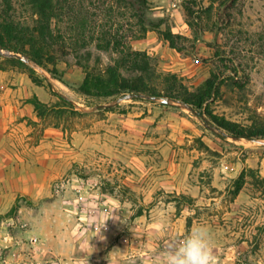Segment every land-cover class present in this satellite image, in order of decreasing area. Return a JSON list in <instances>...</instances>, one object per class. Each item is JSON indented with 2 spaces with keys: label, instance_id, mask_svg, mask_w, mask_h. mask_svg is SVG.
Here are the masks:
<instances>
[{
  "label": "crops",
  "instance_id": "0c3cea01",
  "mask_svg": "<svg viewBox=\"0 0 264 264\" xmlns=\"http://www.w3.org/2000/svg\"><path fill=\"white\" fill-rule=\"evenodd\" d=\"M130 46L158 59L172 74L190 78L203 73L200 54L180 55L154 31H148L143 39L131 41ZM4 58H0V218L20 198L34 202L50 196L52 183L65 175L69 181L73 180L72 169L78 164L96 168L112 179L118 180L123 174L122 183L139 195L137 203L149 205L137 214L129 207V215H123L125 205L134 203L132 197L107 195L89 187L80 190L79 196L68 200L64 197L71 205L65 217L79 220V226L69 228L66 235L49 229L51 233L46 237L51 240L52 255L48 259L46 254L41 255L34 264H121L119 253L127 251L138 254L136 264H165L163 255L185 233L188 219L193 221L186 228L188 233L198 223L210 225L214 238L213 264L225 262L220 253L228 257L237 250L229 240L227 244L216 241L220 232L215 222L218 215L197 213L192 217L189 208L186 213L172 209L177 196L190 198L197 210L212 207L216 197H223L224 192L220 194V191L226 186L223 180L228 178L229 167L216 165L200 147L202 143L216 152L217 143L212 138L215 131L206 128L181 106L155 102L143 105L140 112L136 107L124 113L84 112L81 118L86 121L71 133L63 130L62 125L42 128L30 100L35 97L47 105L55 103L58 100L55 83L45 77L46 81L35 84L26 70L9 66ZM201 79L191 86L196 88L205 80ZM241 164L237 175L246 161ZM204 170L210 171V181H203ZM85 180L89 183L90 178ZM240 195L241 191L233 202ZM51 198L54 205L62 200ZM228 214L224 213L221 219H226L223 216ZM125 218L130 222L128 229L121 226ZM236 231L239 230L232 228L225 232L234 235ZM33 233L43 236L36 226ZM101 260L106 261L100 263ZM12 262L6 258L0 264Z\"/></svg>",
  "mask_w": 264,
  "mask_h": 264
},
{
  "label": "rangeland",
  "instance_id": "374dc122",
  "mask_svg": "<svg viewBox=\"0 0 264 264\" xmlns=\"http://www.w3.org/2000/svg\"><path fill=\"white\" fill-rule=\"evenodd\" d=\"M4 1L6 0H0V14L5 9ZM120 1L122 0H72L76 6H81L89 15L93 14L94 16L91 17L96 24L106 23L112 27L113 25H123L124 31L122 33L126 36L129 35V29H134L135 19L129 17L132 12L126 8V4ZM230 1L149 0L147 15L155 22L161 21L159 27L161 30L169 27L172 33L185 37L186 41L179 43L182 48L180 55L193 57L200 54L199 58L204 67L203 73L195 74L190 78L175 75L191 91L200 87L207 78L212 77L217 90L211 93L210 99L206 103L208 112L244 127H264V0H234L233 6L225 11L224 6ZM9 2L11 8L7 14L15 22L21 26L34 24L35 15L24 0H9ZM111 2L115 3L111 4ZM118 2L121 3V6ZM187 7L192 11V14L186 12ZM216 15H220L218 20ZM186 20L191 26L187 24ZM215 22L216 24L212 28V23ZM130 25L133 28H130ZM131 41L133 40L129 42ZM53 47L55 48V46ZM196 49L199 50L194 52ZM0 50L8 52L3 49ZM64 51L65 54H60V52L56 54L54 66H48L50 70L55 69L59 79L52 77L42 68L33 69L38 74L49 77L56 85L57 95L65 96L74 110L82 113V115L70 116L68 111L63 110L67 112V115H61L59 118L55 116L47 118L46 122L58 123L59 126L62 125L63 130L66 129L68 133H71L80 127L82 122L86 121V119L82 120L81 118L84 113L82 110L100 104H114L122 95L113 98H95L86 97L77 90L84 76L83 72L75 67L77 61L82 64L85 63V58L89 53V64L92 65L95 58L99 57L100 66L103 68L111 64L115 57L111 51L97 50L95 43L78 49L76 54ZM76 56L78 59L75 58ZM150 59L151 65L157 73L161 75L170 73L165 70L158 59L153 56H150ZM201 78L205 80L193 88L192 83H196ZM141 99L143 100H125L118 105H113L112 108L126 112V109L136 107L140 112L144 107L143 105L147 103H160L158 100ZM101 111H106V109L94 111V113H102ZM186 112L189 111L186 110ZM193 115L206 128L218 133L216 128L206 124L210 121L208 116L201 114L202 118H200L197 114ZM202 119L206 122H203ZM39 123L41 126L44 124V122ZM212 138L217 143L216 153L218 156L208 153L205 155L211 157V161L216 165L229 167L227 169L228 178L223 180L226 186L225 188L222 187L220 191V194L224 192L223 197H216L217 201L214 206L197 210L189 201L190 198L177 196L173 199L176 203L172 205V209L183 210L186 213L189 208L193 213L192 217L197 213L218 215L215 222L220 232L216 236V241L220 244H227L229 240L230 243L237 246V250L230 253L228 257L224 253H220L225 260L220 264H264V145L254 142L264 141V139L248 141L242 138L234 140L230 136L221 137L219 135L212 136ZM243 160L246 161V164L242 170H245V175L240 190L241 195L233 202L236 197L231 196V191L234 181L239 176L237 173L242 168L241 161ZM232 167L235 169L231 171ZM249 169L252 170L251 173L248 172ZM72 171L73 180L69 181V177L65 175L52 183L50 196L34 202L20 198L0 218V244L5 245L0 246V262L9 258L13 264H34L40 261L43 257L41 255L46 254L45 259L50 258L53 247L51 240L46 237L51 233L48 230L52 229L57 234L65 232L64 235H66L69 228L74 226L76 229L79 226V220L67 219L64 213L71 207L67 201L69 197L79 196V191L86 190L87 187L99 189L107 195L132 197L134 203L130 202V204L125 205L126 208L122 210L123 215H129L127 211L129 207H132L134 214H137L147 210L149 206L137 203L139 195L122 183L123 174H120L118 180L112 179L111 175L108 176L107 173L104 174L98 172L96 168H86L80 164L76 165ZM202 176L204 182L210 181V171L204 170ZM86 178H90L89 183L85 180ZM71 191H74L75 196L70 194ZM51 197H61L62 200L61 202L57 201V205H54L50 203L53 199ZM64 197H68L66 201L63 200ZM226 212L229 214L223 217L227 218L221 219ZM40 214L41 218L39 217ZM88 222L91 223L92 221ZM192 224L193 221L188 219L185 233H182L180 239L173 240L175 244L188 234L186 228L191 227ZM34 226L39 227L43 236L33 233ZM121 226L124 229L130 228V222L127 218L121 221ZM232 228L239 231H236L237 233L234 235L226 234V229ZM41 251L44 254H39L43 253ZM134 255L135 252H121L118 259L121 260V264H128L129 262L136 264L139 256L138 254ZM164 258L162 257V260ZM102 261L106 260H101L100 263Z\"/></svg>",
  "mask_w": 264,
  "mask_h": 264
},
{
  "label": "trees",
  "instance_id": "16d2710c",
  "mask_svg": "<svg viewBox=\"0 0 264 264\" xmlns=\"http://www.w3.org/2000/svg\"><path fill=\"white\" fill-rule=\"evenodd\" d=\"M24 1L35 15L34 24L32 26H21L18 22H15L7 14L11 8L9 0L4 1L5 9L0 14V49L29 59L37 67L59 79L54 68L48 69L49 65H55L56 54L59 52L65 54L64 50L76 54L78 49L95 43L97 50L111 51L115 57L112 59L111 64L103 68L100 66L101 60L99 57L95 58L92 65L89 64V53H87L85 63L82 64L77 61L75 67L81 70L84 75L77 88L80 94L95 98H113L130 93L158 99L170 98L191 106L197 114L208 116L210 123L207 122L206 124L216 128L220 133H215L216 135L221 137L230 136L237 139L243 138L248 141L264 139V127H244L223 117L215 116L206 110V103L210 99L211 93L217 90L214 80L211 79L212 77L207 78L200 87L191 91L183 85L181 79L175 74L161 75L157 73L151 65L150 56L146 52L132 50L130 40L143 39L148 31H154L171 49L178 54L182 53L179 43L185 42V37L172 33L169 27L161 30L159 28L161 21L155 22L148 17L149 0L120 1L126 4V8L132 12L129 17L135 19L134 29L128 28L129 35L126 36L122 33L124 31L123 25H113L112 27L106 23L96 24L91 17L94 15H89L81 6H76L72 0ZM120 2L118 3L121 6ZM114 3L111 2V4ZM233 4L234 0H231L228 4L226 3L224 10L226 11L232 7ZM109 10L111 11L110 8ZM186 12L192 14L189 7L186 8ZM219 16L216 15L217 20ZM186 22L191 26L187 20ZM215 24L216 22L212 23V28ZM130 28H133V26L130 25ZM0 58L4 57L0 55ZM75 58L78 59L77 56ZM4 59L9 66L26 70L35 84L39 85L43 80H47L45 76L39 75L32 67L25 65L21 60L6 57ZM57 97L58 102L51 105L41 103L35 97L30 100L39 121L44 122L42 128L48 126L59 127L58 123L46 122L50 116L59 118L61 115L66 114V111L70 116L82 115V113L74 110L68 100L58 95ZM141 98L133 99V101L143 100ZM113 109L111 107L106 111ZM202 121L206 122L204 119ZM30 124L34 123L30 122ZM201 146L204 152L218 156V153L210 150L202 143ZM244 171L240 172L233 183L231 196L234 198L242 188ZM248 172L251 173L252 170L249 169Z\"/></svg>",
  "mask_w": 264,
  "mask_h": 264
},
{
  "label": "clouds",
  "instance_id": "9594fccd",
  "mask_svg": "<svg viewBox=\"0 0 264 264\" xmlns=\"http://www.w3.org/2000/svg\"><path fill=\"white\" fill-rule=\"evenodd\" d=\"M213 232L207 223H198L164 254L165 264H213Z\"/></svg>",
  "mask_w": 264,
  "mask_h": 264
},
{
  "label": "water",
  "instance_id": "95a60500",
  "mask_svg": "<svg viewBox=\"0 0 264 264\" xmlns=\"http://www.w3.org/2000/svg\"><path fill=\"white\" fill-rule=\"evenodd\" d=\"M0 55L1 56H4V57H14V58H17L19 60H21L22 62H24L26 65L34 68V69H38V67L32 62L30 61L29 59L27 58H24L23 56L19 55V54H15V53H11V52H5V51H2L0 50ZM64 99H67L65 96H62ZM139 97H142L144 99H147V100H150V101H155V100H158L160 101V103L164 104V105H178V106H181L183 107L184 109L188 110L189 112L193 113V114H197L191 106L187 105V104H183L177 100H173V99H170V98H154V97H148V96H141V95H137V94H124L122 95L119 99H117L115 101L114 104H100V105H96L90 109H85V110H82L83 112H94V111H98V110H102V109H108V108H111L113 107V105H118L120 102L122 101H125V100H133V99H136V98H139ZM200 118H202V115L201 114H197ZM231 139H234V140H238L237 138H233V137H230ZM260 145H264V141H254Z\"/></svg>",
  "mask_w": 264,
  "mask_h": 264
},
{
  "label": "bare ground",
  "instance_id": "6f19581e",
  "mask_svg": "<svg viewBox=\"0 0 264 264\" xmlns=\"http://www.w3.org/2000/svg\"><path fill=\"white\" fill-rule=\"evenodd\" d=\"M57 83V82H56Z\"/></svg>",
  "mask_w": 264,
  "mask_h": 264
}]
</instances>
